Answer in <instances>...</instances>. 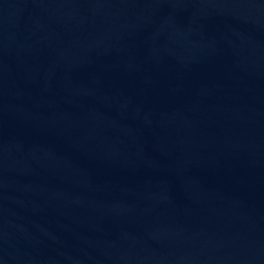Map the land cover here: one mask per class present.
<instances>
[{"label":"water","instance_id":"obj_1","mask_svg":"<svg viewBox=\"0 0 264 264\" xmlns=\"http://www.w3.org/2000/svg\"><path fill=\"white\" fill-rule=\"evenodd\" d=\"M0 264H264V0H0Z\"/></svg>","mask_w":264,"mask_h":264}]
</instances>
